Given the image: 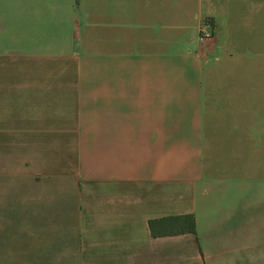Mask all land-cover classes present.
<instances>
[{
	"label": "crops",
	"instance_id": "0c3cea01",
	"mask_svg": "<svg viewBox=\"0 0 264 264\" xmlns=\"http://www.w3.org/2000/svg\"><path fill=\"white\" fill-rule=\"evenodd\" d=\"M0 264H264V0H0Z\"/></svg>",
	"mask_w": 264,
	"mask_h": 264
},
{
	"label": "trees",
	"instance_id": "16d2710c",
	"mask_svg": "<svg viewBox=\"0 0 264 264\" xmlns=\"http://www.w3.org/2000/svg\"><path fill=\"white\" fill-rule=\"evenodd\" d=\"M153 237H167L182 234H196V223L192 216L168 217L149 222Z\"/></svg>",
	"mask_w": 264,
	"mask_h": 264
},
{
	"label": "built area",
	"instance_id": "2783aa9c",
	"mask_svg": "<svg viewBox=\"0 0 264 264\" xmlns=\"http://www.w3.org/2000/svg\"><path fill=\"white\" fill-rule=\"evenodd\" d=\"M216 34V28L209 20H205L200 26L199 40L200 42L213 40L216 37Z\"/></svg>",
	"mask_w": 264,
	"mask_h": 264
}]
</instances>
